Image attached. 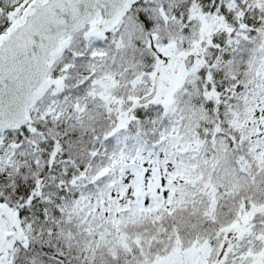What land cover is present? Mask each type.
<instances>
[{
	"label": "snow or ice",
	"instance_id": "snow-or-ice-1",
	"mask_svg": "<svg viewBox=\"0 0 264 264\" xmlns=\"http://www.w3.org/2000/svg\"><path fill=\"white\" fill-rule=\"evenodd\" d=\"M0 264H264V0H0Z\"/></svg>",
	"mask_w": 264,
	"mask_h": 264
}]
</instances>
